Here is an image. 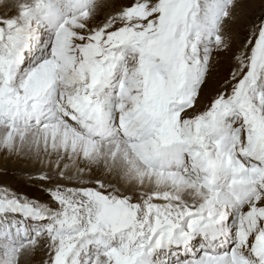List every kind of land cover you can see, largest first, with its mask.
<instances>
[{
  "label": "snow or ice",
  "instance_id": "1",
  "mask_svg": "<svg viewBox=\"0 0 264 264\" xmlns=\"http://www.w3.org/2000/svg\"><path fill=\"white\" fill-rule=\"evenodd\" d=\"M240 2L0 0L6 140L62 123L140 181L81 170L45 190L54 206L3 185L0 264L41 239L45 264H264V14L222 35Z\"/></svg>",
  "mask_w": 264,
  "mask_h": 264
},
{
  "label": "bare ground",
  "instance_id": "2",
  "mask_svg": "<svg viewBox=\"0 0 264 264\" xmlns=\"http://www.w3.org/2000/svg\"><path fill=\"white\" fill-rule=\"evenodd\" d=\"M118 0H110V3H114ZM105 0H97L98 4H103ZM32 0H15V4L19 5L21 8H25L30 5ZM247 3V2H246ZM250 4V3H249ZM239 8V6H238ZM105 9V8H103ZM98 14H102V10ZM15 8L10 12H5L3 8H0V16L2 15H14ZM241 16L238 15V24H231L229 26L231 32L237 29V25L240 23ZM251 19V18H250ZM236 21V22H237ZM237 24V25H236ZM241 24V23H240ZM222 34V33H221ZM71 130H74L72 132ZM78 131L71 127H65L62 123L55 128L45 130L43 128L39 129L34 124L31 128L23 130L22 132L15 133L16 139L15 143L10 140H6L4 137V128L0 127V149L8 148L12 150L16 154H26L32 157L33 165L37 164L41 165L45 170L50 172V175L57 176L59 179L58 173L63 171L64 174H69L71 176L72 182L78 179V173L83 170L82 166H78L80 162H75L74 159L81 157L82 164L86 165L91 169L92 172L96 171L98 175L104 176L107 180H110L113 183H117L121 188H129L133 185L139 186V179L135 175L134 172L129 171V165L124 162L121 156L116 157V162L114 165L115 173L113 171L112 158L109 155L111 149H113V145L105 143L100 144L99 140L92 141L93 144L98 146V153L96 150L90 152L89 157L84 158L83 152L86 148H90L91 146L88 143V137L86 135L76 134ZM80 135V136H78ZM86 136V137H85ZM22 141L23 144H22ZM70 151V155L65 151ZM50 151V152H49ZM45 153L50 156V162L44 161L42 158H37L38 154ZM60 157H64L68 159L70 162L60 163ZM66 159V160H67ZM79 159V158H78ZM60 161V162H58ZM55 164H59L60 168H54ZM12 167H8L7 169H11ZM33 170V169H31ZM19 172V168H17ZM66 182H71L65 180ZM18 184V183H17ZM75 186V185H74ZM17 187H20L17 186ZM154 187V183L151 182L147 177L143 179V190H148L149 188ZM21 243H25L22 239ZM44 244L43 247L36 246L34 249L29 251L27 254V258L23 261V264H45L46 260V240H40L39 245ZM3 244V239L0 238V245ZM29 248H32L31 245H27ZM3 258L2 253H0V259Z\"/></svg>",
  "mask_w": 264,
  "mask_h": 264
},
{
  "label": "rangeland",
  "instance_id": "3",
  "mask_svg": "<svg viewBox=\"0 0 264 264\" xmlns=\"http://www.w3.org/2000/svg\"><path fill=\"white\" fill-rule=\"evenodd\" d=\"M247 2V3H246ZM121 3V0L115 1L112 3V7H116ZM250 3V4H249ZM109 11V8H105L102 10V14H97V16L94 17L96 21H102L104 19V14ZM230 13L232 15H239L241 16V20L239 25L237 23V29L235 31H243L245 23H251L254 21L258 16L261 14H264V0H241L239 4V8H237V12L235 13L232 9H229ZM251 18V19H250ZM231 19V17H230ZM233 23V24H235ZM232 23H226L224 24L223 27V32L222 35L224 34H230L231 30L229 26ZM41 129V128H39ZM72 132L75 133L74 130H71ZM80 134V132L76 133ZM80 136V135H78ZM86 137V136H85ZM24 141H22L23 144ZM69 155L70 151L65 150ZM50 152V151H49ZM37 158H42L44 161L50 162V156L41 153L40 155L36 156ZM79 158V159H78ZM75 160V162H80L78 166H82V169L87 171L91 169L87 167L86 165L82 164L81 157H78ZM64 157H60V163L63 162H70L68 159ZM12 167L11 169H7L8 167ZM17 168H19V172L17 171ZM33 169V170H31ZM96 174L97 172L94 171ZM41 173H47L48 177L50 178L47 182L42 181L38 179L37 177ZM98 175V174H97ZM64 179L61 180L60 178L57 179V176L50 175V172L45 170L43 167L41 168V165L38 166L37 164L33 165V160L32 157L26 154H16L13 149L9 150L8 148L0 149V187L7 186L10 190H12L14 193L18 195H23L28 197L29 199L33 201H39L42 205L43 204H49L50 206L52 205V201L50 200L49 196L46 194V189L49 186H55V184H63L68 187H74V182H72L71 176L69 174H64ZM65 180L71 181L66 182ZM18 183V184H17ZM20 187H17L19 186ZM10 194V193H5ZM43 241L45 239H42ZM43 243L41 245H38L39 247H43ZM33 264L37 263L35 261L32 262ZM122 264V262H120Z\"/></svg>",
  "mask_w": 264,
  "mask_h": 264
}]
</instances>
